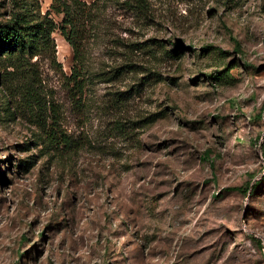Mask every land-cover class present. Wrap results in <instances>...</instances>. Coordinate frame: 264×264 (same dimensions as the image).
I'll return each instance as SVG.
<instances>
[{"label": "rangeland", "instance_id": "374dc122", "mask_svg": "<svg viewBox=\"0 0 264 264\" xmlns=\"http://www.w3.org/2000/svg\"><path fill=\"white\" fill-rule=\"evenodd\" d=\"M83 1L0 59V264H264V0Z\"/></svg>", "mask_w": 264, "mask_h": 264}, {"label": "trees", "instance_id": "16d2710c", "mask_svg": "<svg viewBox=\"0 0 264 264\" xmlns=\"http://www.w3.org/2000/svg\"><path fill=\"white\" fill-rule=\"evenodd\" d=\"M33 1L24 0L20 9L14 11L10 20L0 23V59L5 56L6 59L18 61L17 63L20 64L27 56L42 54L51 49L55 57V42L52 35L58 31L72 46L74 58L78 60L81 24H83L82 21L90 18L93 4L83 0H52L47 12L41 14L39 0H35L38 9V14H35L31 8ZM53 14L61 16V20L57 22ZM169 53L178 56L176 51ZM80 74L81 70L74 67L69 79L74 78L76 86L81 88ZM249 188L250 186L229 187L227 190H242L247 193Z\"/></svg>", "mask_w": 264, "mask_h": 264}]
</instances>
